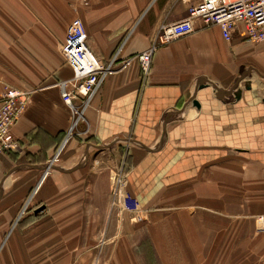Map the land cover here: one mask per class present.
<instances>
[{
	"label": "crops",
	"instance_id": "0c3cea01",
	"mask_svg": "<svg viewBox=\"0 0 264 264\" xmlns=\"http://www.w3.org/2000/svg\"><path fill=\"white\" fill-rule=\"evenodd\" d=\"M182 0H0V83L32 91L0 153V264H264V41L194 21L160 45L146 77L136 55ZM79 16L109 75L55 166L71 112L55 83ZM124 162L137 213L113 201ZM28 210L21 206L34 188Z\"/></svg>",
	"mask_w": 264,
	"mask_h": 264
},
{
	"label": "built area",
	"instance_id": "2783aa9c",
	"mask_svg": "<svg viewBox=\"0 0 264 264\" xmlns=\"http://www.w3.org/2000/svg\"><path fill=\"white\" fill-rule=\"evenodd\" d=\"M189 3L188 16L175 23H163L151 45L136 55L142 76L151 69L154 51L160 45L175 38L192 33L194 21L200 19L205 25H218L225 39L230 40L238 27H242L245 39L251 42L264 41V0H182ZM121 43L107 62L97 58L87 45V32L83 20L76 16L67 26L61 53L73 70V76L55 83L71 112V123L66 137L57 147L53 157L45 165V176L56 164L68 138L77 130L79 123L86 121V112L92 99L101 89L106 78L126 67L131 58H120ZM32 91L19 89L10 83H0V153L15 149L18 139L14 133L16 122L26 110ZM128 174L124 162L117 169L111 183L113 201L120 202L121 208L137 213L141 209L140 200L127 190ZM34 188L24 200L20 213L31 205Z\"/></svg>",
	"mask_w": 264,
	"mask_h": 264
}]
</instances>
